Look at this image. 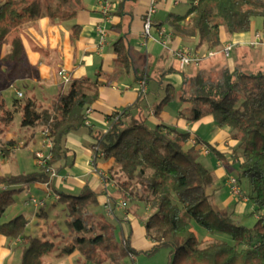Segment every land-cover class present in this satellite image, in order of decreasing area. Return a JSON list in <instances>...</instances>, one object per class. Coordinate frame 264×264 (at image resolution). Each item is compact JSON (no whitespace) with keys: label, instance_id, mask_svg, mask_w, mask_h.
<instances>
[{"label":"trees","instance_id":"16d2710c","mask_svg":"<svg viewBox=\"0 0 264 264\" xmlns=\"http://www.w3.org/2000/svg\"><path fill=\"white\" fill-rule=\"evenodd\" d=\"M83 7L84 0H0V64L9 67L7 76L16 81L29 75L22 38L26 27L36 25L45 17L60 21L73 19ZM259 16L264 21V0H190L187 13L171 14L168 22L173 35L185 39L196 37V49L205 46L208 50L222 47L223 31L229 36L251 32L254 18ZM79 32L75 25L74 38ZM112 47L116 63L126 73L134 72L137 78H146L148 82V72L135 66L125 36ZM201 65L184 73L180 88L168 84L166 95L155 110L160 113L178 96L190 105L192 116L189 119L196 121L212 115L216 125L231 129L234 139L238 140L231 152L233 157H238L240 176L237 180L240 184L242 177L248 179L251 191L247 200L256 208L257 221L253 227L242 224L235 212L219 208L212 201L215 176L200 161L203 153L199 146L190 142L192 138L198 143L203 141L188 131L164 123L150 125L141 106L143 93L136 103L111 115L109 129L95 136V144L104 151L105 158L114 160L110 171L113 178L116 177L121 196L149 208L145 229L153 241L150 252L169 248L168 264H264V71H250L240 63L232 66L224 54L214 63V69ZM169 71L173 73L177 69ZM97 84L98 81L90 77L72 79L69 90L59 93L46 107L32 96L24 103L16 98L12 108L7 107L3 119L6 124H12L20 113L21 127H41L47 132L53 144L47 167H55L68 156V134L86 126V109L99 97ZM47 167L27 174L0 175V186L5 187L0 190V233L22 240L20 264H44V257L55 249L52 240L26 233L25 215L2 221L22 191L15 186L50 182ZM57 195L58 202L65 205L66 225L72 239L57 256L78 251L85 260L103 264L97 251L114 248L116 250L109 255L114 264H121L125 256L137 252L129 234L124 233L122 241L118 242L115 225L105 215L92 210L99 199L89 185L78 194L58 191ZM194 223L210 233L229 236L233 243L222 239L202 246Z\"/></svg>","mask_w":264,"mask_h":264},{"label":"crops","instance_id":"0c3cea01","mask_svg":"<svg viewBox=\"0 0 264 264\" xmlns=\"http://www.w3.org/2000/svg\"><path fill=\"white\" fill-rule=\"evenodd\" d=\"M182 2L188 6L189 10L190 0H181V3ZM180 5L181 4L174 5L170 2L164 3L155 18L157 26L165 25L170 29L168 22L170 15H184L182 14L183 12ZM148 6L149 0H126L124 3L121 2L118 5L112 13L110 20H105L104 15L101 12L100 0H84V7L79 10L75 18L60 21L51 20L50 18L45 17L36 25L26 27L22 32L29 75L17 79L11 87H16L15 85L18 81L29 83L32 88L27 91V96L35 97L39 105L46 107L59 93H66L69 90L68 85L62 84L61 79L58 76V70L61 66L65 67L72 74L73 79L90 77L93 80L98 81L97 86L99 97L91 106L93 108V111L90 114L91 126H85L68 134L66 138V148L69 151L68 156L55 164L56 170L61 175H65L66 179L53 178L51 179L49 186L41 182L32 183L30 185L20 184L15 186L17 188H22L20 195H26L21 201L23 206L25 208H28V206L32 207L30 210L15 212L12 217L7 219V221L23 214L28 220L26 232L28 235L45 237L52 240L55 243V249L53 251L54 255L52 256L51 264L86 263L85 259L82 261L79 259V261L72 259L80 254L78 251H75L72 255L61 258L57 256L60 249L68 243L63 238L68 231L67 229L63 230L59 223L55 222V218L59 216V212L56 211V207L59 205L57 192L63 191L78 194L86 185H89L96 193H98L99 204L92 208L95 213L105 215L114 225L116 221H118L121 228L124 229V233L130 235L131 244L136 250H149L153 246V241L148 238L145 229L146 219L150 215L149 208L144 203L137 202L138 204H143L148 215L142 219L137 216L136 211H132L129 215L126 213L128 218L126 215L123 218H127L126 224L124 225L120 219V212L125 209L121 207L122 196L115 193L116 190L113 180L110 179L108 188H106L97 171L98 169L103 170L111 175L110 170L113 167L114 160L112 158L107 159L102 157L98 159L96 166L93 165L91 161L93 145L96 142L95 136L99 133H103L102 130L106 129V127H110L112 122L110 117L113 113L121 111L136 103L141 94L139 91L140 79L135 76L134 72L126 73L116 63V55L113 52L112 46L120 37L125 36L127 39L131 54L135 59V66L138 68V62L141 61L144 63V68L148 72V90L142 98L141 106L146 112L149 124L155 126L156 124L164 123L176 127L181 131H188L204 141V139L198 134V129L196 128V123L199 120L194 121L188 119L189 117L186 113V109L190 106L189 104L182 102L178 96L176 99H173L175 105H173L172 101L166 104L160 113H156L155 110L157 107L156 103H160L165 97L168 84H172L176 89L178 88V85L173 81V77L182 73V69L179 66L178 60L174 58L172 50L181 46H190L196 49L198 38L192 37L185 39L174 35L167 49L159 43L152 41L145 46L143 44L144 39L142 37V28L143 17ZM99 24L105 26L108 30L107 43L102 48L98 46L100 36L97 31V25ZM75 25H78L80 29L77 38H74ZM254 29L253 25V30L251 32L234 36H229L225 31L222 32V44H224L225 41L237 43V47L234 49L236 50V57L235 59H229V63L232 66L236 63H240L241 54L242 52H245L243 50H246V52H253L256 50L252 47L251 49L238 48V46L241 45L249 46L248 42L254 35ZM196 50L205 52L207 47L203 46ZM257 50L263 53L260 57V62H257V64H261L264 62V49L260 48ZM217 56L222 58V54H218ZM252 59H254V57ZM252 63L254 64L255 61ZM172 68H176L177 73L170 72L169 69ZM187 68L191 71L194 67L191 66ZM57 86L60 87V92L55 94L52 90ZM40 88H44L46 91V96L43 98H40L39 95ZM152 88L156 89V92L151 90ZM204 119L213 122V117L211 115L202 117V120ZM23 130H28V127H24ZM231 135L232 132L230 128L219 127L214 131L212 142L209 143V146L212 147L214 154L218 156V158L224 157V154H222L225 153L224 149H222L225 147L223 145V139L230 137ZM16 139V136L12 133H9L7 136L8 157L10 154L19 151L16 149L14 150L13 148L14 145L12 142ZM47 140L48 139L46 138L44 139L42 133H31L25 140V147H29L33 153L34 162L31 168L32 170H24V172H8L7 175L27 174L39 171L41 167L38 164L35 153L37 150L44 147V141ZM235 141L237 144L238 140ZM45 149H49V147H45ZM217 153H220V155ZM9 158L7 159L8 161ZM229 167L231 168V165H226V163H223L221 160L218 161L216 169L207 167L215 176L214 201L216 200L215 197L217 192L222 187L221 184H219L221 183L219 180L225 181L230 188L229 177L231 176L228 174ZM0 175L6 174L0 170ZM4 188V186H0V190ZM107 189L110 193V200L115 212L113 215H110L105 207L106 202L108 201ZM37 193H43V196L45 197L43 199L45 202V205L42 206L43 208L36 207L33 203H30V200L33 197H37L35 195ZM48 197H54V201L50 204L47 202ZM37 199L40 200V198ZM17 202H20L18 198L16 200V203ZM226 203H231V205L234 206L231 211L235 212L238 217L241 215L240 213L246 212L247 203H236L232 196L228 197ZM214 204L217 207L224 209L223 206H219L215 202ZM38 208L41 209V213H38ZM255 209L254 206V210ZM61 211L67 213L65 206L62 207ZM127 225H130L131 231H129ZM57 241L58 244L56 243ZM16 244L20 246L17 247V250L21 251V239H10L0 233V264H20V262H16V253H14V250L16 251V249L12 247L13 245L16 246ZM47 256L48 255L45 257Z\"/></svg>","mask_w":264,"mask_h":264},{"label":"rangeland","instance_id":"374dc122","mask_svg":"<svg viewBox=\"0 0 264 264\" xmlns=\"http://www.w3.org/2000/svg\"><path fill=\"white\" fill-rule=\"evenodd\" d=\"M180 4H181L180 7L182 8V12H183L182 14H185L188 11V6L184 2H182V3L180 2ZM253 23H254V28H255L254 30L255 31L256 30L257 31H264V21H263L262 17H260V16L255 17ZM238 48L251 49V46L241 45V46H238ZM254 49H256V50H254L253 52H251V51L246 52V50H243L245 52H242L240 64L242 66L250 69V71H264V62L261 64H257V62H260V57L263 55V53L261 51H258L257 50L258 48H254ZM5 51H7V47L5 48ZM235 52H236V50H233L231 52V56L228 59H235V57H236ZM253 57H254V59H252ZM221 59L222 58H219V56H215L214 58H212L208 61H203L204 64H202L201 67H207V69H214L215 68L214 63L218 62ZM252 60L255 61L254 64L252 63L253 62ZM138 68L143 69L144 63L139 61L138 62ZM251 68H255V69L251 70ZM7 69L9 71V67L7 66V64H0V170L6 175L8 172H24V170H26V171L32 170L31 168H32L33 162H34L33 161V153L29 147H25L26 146L25 140L30 136L31 133H33V134H35L36 132H38L40 134L42 133L44 139L45 138L49 139L52 142V140L44 133V130L41 127H38V128L28 127V130L24 131L23 130L24 127H21V125H20V122H21L20 113H17L16 118L14 120V123L6 124V122L4 121L3 116H5V111L7 109V106L12 108L13 101L16 98L20 100L19 102L24 103L26 98L28 97L26 94L27 91L32 88L29 85V83L24 82V81L16 82V85H15L16 87L10 86L8 88H5L9 84H14V81L12 80V78L7 76L8 75ZM248 69L244 68V70H246V71H249ZM181 71L183 74L180 73L177 76L173 77V81L176 83V85H178V88H180V85L183 81L184 73L190 72V70H188V68L181 70ZM69 87L70 86L68 85V88ZM43 89L42 88L39 89L40 90V94H39L40 98H43L44 96H46V91H45V89L44 90ZM19 90L24 93V96L21 98L17 95V91H19ZM151 90L156 92V89H154V88H152ZM52 92H54L55 94H58L60 92V87L57 86L56 88H54L52 90ZM165 95H166V93H165ZM169 102H172L173 105H175L173 99ZM172 103H170V104H172ZM158 104L159 103H156V106ZM186 113L188 114V117L192 116V110L190 109V107L188 109H186ZM219 127L220 126L216 125L214 118H213V122L212 121L210 122V120H207V119L202 120V118H200L199 121H197V123H196V128L198 129V134L204 139L203 143H206L207 145H209V143L212 142V138H213L212 136L214 134V131L216 130V128H219ZM224 128H229V127H224ZM107 129H109V127L108 128L106 127V129H103L102 130L103 133ZM9 133H12L16 136L17 139L15 141H13L12 144L14 145V147H13L14 150L15 149L19 150L13 154H10L9 155L10 158L7 156V136ZM223 140H224L223 145L225 147L222 149H224L225 153H222V154H224L223 156L225 158L220 157L221 158L220 159L213 152L211 155L201 154L200 155V161L205 166H207L208 168L216 169L218 161L221 160L223 163H226V165H231V168L229 167L230 169H228L229 176H231V177L234 176V177L238 178L240 176V167L237 163L238 157H233V155L231 154L233 147H235V145H236V143H235L236 141H235L233 135H231L230 137H227ZM43 146L44 147H42L41 149H45V147H50L51 144H49V141L48 142L44 141ZM8 158H9V161L7 160ZM214 173H215V171H214ZM110 176H112L111 180H113V182L115 184V190H116L115 193L121 195V193L118 192L117 181L115 179L116 177L113 178V175H110ZM241 180H242L241 181L242 183L239 184V179H238V185H239V189H240L239 194L234 193L232 191L230 183H229V185H230V188H229L228 184L225 183V181L219 180V182H221L219 184H221L222 187L217 192V195L215 197L216 200L214 201V199L212 198V201L215 202L219 206H223V208L228 210V211H231V209L234 208V206L231 205V203H226V200L228 199V197L232 196L235 199L236 203L237 202L243 203V204L247 203L246 212L240 213L241 215L239 216V218H240L242 224L251 228L255 225V223L257 221V218L254 214L255 210H254L253 203L250 201V199L247 200V197H248L247 195L250 194L251 189H250L249 181L247 178L242 177ZM35 195L37 196L36 198H40V200H43L45 198L43 196V193L42 194L37 193ZM16 197L20 200V202H17L15 205H12L11 207H9L7 209L4 217L2 218V221H7V219L12 217L15 212H22V211H26L28 209L29 210L31 209L32 206H28V208H25L21 202L26 197V195L18 194ZM47 199H48L47 202L49 204L54 201V197H48ZM121 199L127 201V203H128V207L123 209L122 212H120V214H121L120 219L122 220V223L124 225L126 224V221H127L126 219H123L125 217L126 213L129 215V213L131 214L132 211H136L137 216L142 218V219L144 217H146V215H148V212L144 208L143 204H138L137 203L138 201H136L135 199L128 198V197H122ZM62 205L65 206L64 204L59 203V205L56 207V211L59 212V216L57 218H55V222H58L63 230H66L67 229V225H66L67 213H64L63 211H61V209L63 207ZM38 209H39L38 213H41V209L40 208H38ZM115 227H116V240L118 242H120V241H122V238L124 236V229L121 228L120 223L118 221H116ZM127 227H129V231H131L130 225H127ZM67 231H68V229H67ZM194 231L196 232L198 239L200 241H202V246H205L206 244H208L211 241L222 240V239H227V241H230L231 243H233L232 239L229 236L218 234V233H210L204 227H202L196 223H194ZM63 238L68 243L70 241H72L71 233H69V232ZM56 243L58 244V241ZM12 247H14V249H16V251L14 250V253H16V256L15 255H12V256H15L16 262H20L22 250L21 251L17 250V247H20V246H18L16 244V246L13 245ZM115 250L116 249H114V248H109L107 250L99 249L97 251L99 254V257H100L99 259L104 262L103 264H114V261L111 259L109 252H113ZM149 250H143V249L139 250L138 249L133 257L132 256H125L122 259L121 264H168L169 259H170V253H171V250L169 248L163 247V248H160V249L155 250L153 252L152 251L150 252ZM53 255H54L53 252L48 254V256L44 258V264H51ZM63 257H65V256H63ZM104 257H106V259ZM72 259H74L76 261H79V260L82 261L85 258L81 254H79L78 256H75ZM85 262H86L85 264H94L92 261H88V260H85Z\"/></svg>","mask_w":264,"mask_h":264},{"label":"built area","instance_id":"2783aa9c","mask_svg":"<svg viewBox=\"0 0 264 264\" xmlns=\"http://www.w3.org/2000/svg\"><path fill=\"white\" fill-rule=\"evenodd\" d=\"M125 0H100L101 5V12L104 15L105 20H110L112 13L115 11V9L118 7V5ZM166 2H170L174 5H179L181 0H149V6L147 8V11L143 17V28H142V37L144 39L143 44L146 46L149 42H156L162 45L164 48L169 47V43L171 42L172 38L174 37L172 31L165 25H159L157 26L155 18L162 7V5ZM97 31L100 36L99 44L98 46L100 48L104 47V45L107 43L108 39V30L105 26L97 25ZM248 45L253 48H262L264 49V31H255L253 37L248 42ZM237 47V43L232 41H225L222 48H212L208 49L205 52L197 51L196 49L190 47V46H181L176 49L172 50V54L174 58H176L179 62V66L182 70L186 69L187 67H199L202 62L206 59L212 58L217 56L218 54H224L226 57L231 56V52ZM58 76L61 79L62 84L68 85L72 81V74L63 66L60 67L58 70ZM148 90V83L146 78L140 79L139 81V91L140 93L146 94ZM17 95L21 98L24 96V93L22 91H17ZM93 111L92 107H89L86 109L85 116H84V122L86 126H91L90 122V114ZM108 130V129H107ZM107 130L104 132L106 133ZM47 135V132H44ZM49 141V144L52 146V142L48 139L46 142ZM190 142L193 145H198L200 151L205 154L209 155L212 153V149L209 145L206 143H198L196 139L192 138ZM51 146L49 149H39L36 151L35 155L38 161V164L41 168L47 167L49 165V162L52 158L51 153ZM105 157L104 151L100 148L99 145L94 144L92 149V155H91V161L93 165H97V161L99 158ZM47 170L50 172V179L53 178H60V179H66L65 175H61L55 167H47ZM99 175L101 176L102 182L105 185L106 188H108V185L110 183V175L103 171V170H97ZM229 183L231 184V189L234 193L239 194L240 189L238 185V180L236 177H230ZM47 186H49L50 182L45 183ZM57 197H59L57 195ZM107 199L106 202V209L110 215L114 214V208L112 205V202L110 200V193L107 189ZM30 203H33L36 207H42L45 205V202L43 200H38L36 197H33L30 200ZM121 207L127 208L128 203L125 200L121 201ZM128 218V216L126 215ZM126 218V219H127Z\"/></svg>","mask_w":264,"mask_h":264}]
</instances>
